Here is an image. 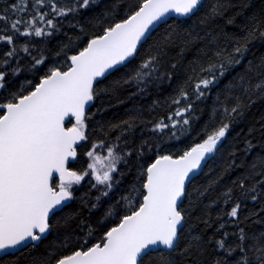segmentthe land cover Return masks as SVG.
Instances as JSON below:
<instances>
[{"label": "snow or ice", "instance_id": "1", "mask_svg": "<svg viewBox=\"0 0 264 264\" xmlns=\"http://www.w3.org/2000/svg\"><path fill=\"white\" fill-rule=\"evenodd\" d=\"M258 102L264 0H3L0 264H264Z\"/></svg>", "mask_w": 264, "mask_h": 264}, {"label": "trees", "instance_id": "2", "mask_svg": "<svg viewBox=\"0 0 264 264\" xmlns=\"http://www.w3.org/2000/svg\"><path fill=\"white\" fill-rule=\"evenodd\" d=\"M3 3V0H0V4ZM60 39H63V35L60 34V35H57L56 37L52 38L50 41L47 42V45L48 47L52 48L53 50H55V45L57 44V41L60 40ZM26 78H31L30 74L27 73V71H25L23 74H19L18 76V80L22 81ZM93 108H95V105L93 106ZM113 111L115 112H123V106H120L114 110H111L109 111L108 115L111 116L113 114ZM264 113V102H258L256 104V106L252 109V111L249 113L248 115V118L247 120L245 121V123L251 121V120H254V119H258L259 116ZM97 119H99V117H97ZM241 128L244 127V125L242 124L240 126ZM239 131V129H237ZM246 130V129H245ZM81 155H80V158L78 160L75 161L74 163V167H81L83 166L84 164H86V158L83 156V151H84V148L82 147L81 148ZM88 189V182L87 180H85L83 182V187H80L78 192H77V195L79 196L81 193H85ZM95 193H93L94 195ZM252 205H249V207H251Z\"/></svg>", "mask_w": 264, "mask_h": 264}, {"label": "water", "instance_id": "3", "mask_svg": "<svg viewBox=\"0 0 264 264\" xmlns=\"http://www.w3.org/2000/svg\"><path fill=\"white\" fill-rule=\"evenodd\" d=\"M0 255H2V254H0Z\"/></svg>", "mask_w": 264, "mask_h": 264}]
</instances>
